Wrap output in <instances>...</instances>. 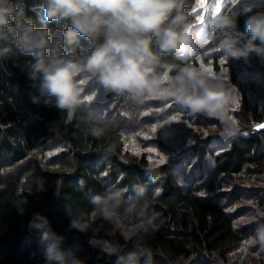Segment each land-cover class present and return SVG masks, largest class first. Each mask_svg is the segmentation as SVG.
Segmentation results:
<instances>
[{"label": "trees", "instance_id": "trees-1", "mask_svg": "<svg viewBox=\"0 0 264 264\" xmlns=\"http://www.w3.org/2000/svg\"><path fill=\"white\" fill-rule=\"evenodd\" d=\"M197 1L187 0L185 11L190 21ZM246 3H255L256 7L247 16L237 17L236 30L240 33L246 31L248 16L264 12V0ZM24 4V15L37 27H46L54 34L58 31L54 22L44 20L40 0H24ZM75 40L65 47L79 52L81 46H87L82 37ZM12 47L13 53L0 59V264H44L39 244L43 230L29 227L35 213L47 217L49 227L63 237L62 247L78 245L77 255L86 264H117L118 256H127L142 247L151 249L154 264H212L217 256L227 263L233 249L253 236L258 223H264V217L238 223L246 208L236 207L242 201H251L259 206L256 210L264 212V127H256L264 126V93L259 94L252 107L244 97L243 114L252 111L253 115L251 125L240 130H249V137L228 142L220 135L202 137L174 165L151 167L144 155L130 159L123 154L122 122L111 119V127L104 136L95 138L86 133L81 119L87 111L76 112L69 121L66 112L46 105V96L40 91L41 80L29 77L32 57ZM208 48L197 55L179 58L165 54L163 60L168 65H213L218 69L222 52L204 53ZM230 64L235 67L229 69V75L239 86L243 80L239 74L250 71V78L259 74L255 61L241 65L242 68ZM164 71L175 75L174 71ZM211 123L215 122L197 120L195 124L204 127ZM110 145H115L112 152L108 151ZM51 149L60 151L56 159H46L45 153ZM205 158L212 159V164ZM175 165L183 176L192 165L185 185L177 184L176 177L180 175L174 173ZM148 168L158 172L155 182L146 175ZM114 189L124 191L121 211L129 203L148 197L151 209L158 214L154 221L156 230H139L133 239L127 240L120 230L94 212L91 196ZM81 215L89 223L85 233L70 228L71 218ZM121 219L139 228L134 216ZM105 224L114 229L113 236H106ZM102 239H109V246L114 240L118 253L109 255L105 251L107 245H99ZM251 253L264 258V252L256 246Z\"/></svg>", "mask_w": 264, "mask_h": 264}, {"label": "clouds", "instance_id": "clouds-1", "mask_svg": "<svg viewBox=\"0 0 264 264\" xmlns=\"http://www.w3.org/2000/svg\"><path fill=\"white\" fill-rule=\"evenodd\" d=\"M187 0H40L39 8L48 23H55L54 34L46 27H37L24 15V0H0V59H7L13 47L31 56L29 77L41 80L45 104L66 112L71 121L78 111H87L81 117L88 135L101 138L111 127V118L105 112L86 109L81 81L94 80L106 93L125 96L135 104L147 98L171 99L182 109L194 115L220 122L221 139L225 142L241 134L239 121L232 114L241 101L238 90L229 81L213 77L202 68L190 64L168 65L165 54L179 58L182 50L197 47L198 33L185 11ZM255 3L246 4L236 12L214 14L206 25L207 39L220 36L217 50L226 59L245 61L255 54L264 58V12L248 16L246 31L240 33L237 17L253 11ZM222 34V35H221ZM86 40L79 52L65 45ZM174 71L168 75L166 71ZM115 145H110L112 152ZM148 178L155 182L158 172L146 169ZM139 195H143L140 193ZM124 191L108 190L91 196L94 212L121 231L124 239H133L139 230H156L158 214L151 209L149 198L129 203L121 211ZM152 198H155V193ZM132 215L137 227H124L122 216ZM261 213L251 218L258 220ZM30 228L42 229L39 244L44 264H86L77 255L78 245L62 247L63 237L49 227L47 217L35 213ZM87 220L73 216L70 228L85 233ZM248 246L264 252V223H258ZM109 255L118 253V245L111 244ZM143 257V262H141ZM117 264H154L150 248L142 247L118 256Z\"/></svg>", "mask_w": 264, "mask_h": 264}, {"label": "rangeland", "instance_id": "rangeland-1", "mask_svg": "<svg viewBox=\"0 0 264 264\" xmlns=\"http://www.w3.org/2000/svg\"><path fill=\"white\" fill-rule=\"evenodd\" d=\"M246 1L247 0H204V8H201L197 1V5L194 8L196 11L192 10L191 12V21L193 22L194 32L198 33V44L197 47L192 50L186 49L187 51L181 53V56L197 55L198 52L206 46L209 48L205 49L203 51L204 53L207 54L216 51L217 42L219 40L217 37L218 35L214 39L210 41L208 40L207 44H203L201 43L203 34L199 33V29L204 28L205 33L207 34V21L213 16L215 5L217 3L221 4V10L218 14L222 15L232 8L235 9V7L237 8L238 6H245L248 4ZM200 15L204 18V24H200L197 19ZM213 42H215L214 45H212ZM212 48L215 49L211 50ZM198 60L201 61V57H199ZM254 61L259 74L250 78V71L243 72L242 74H239V77L243 79L241 86H239L238 83H233L232 77L229 75V69H232L235 66L230 67V63H236L241 67V65H248L247 63ZM218 62V69L213 65L202 67V69H209L213 77L229 81L231 85L237 88L241 101L233 109L232 114L239 121L240 128H244L246 125H251L252 111L248 112L249 115L243 114V112H245L243 106L244 97L247 96L248 103H250L252 107V104H254L253 102L257 99L259 94L264 93V58L257 56L255 58V56L252 55L247 61L243 59H226L221 53ZM84 80L85 83L82 84L85 91L83 94L84 97L86 95L94 96L93 100L85 101L86 106L89 107V109L105 112L112 120L116 119L122 122L123 130L121 131L120 144L123 154L130 159H138L144 155L147 157L151 167L161 166L163 164L174 165L179 157L182 158V156L188 152L187 149L189 146L192 144H199V138H204L209 135H219L221 131V128H219L220 122L218 120L206 118L198 114H191L187 110L182 109L171 99L165 101L155 97H149L142 104H135L129 101L125 96H115L111 93H106L94 80ZM118 97H122L120 101H118ZM197 120L215 123H211L213 125H205L204 127H201V124H195ZM214 145L216 146V144ZM59 150H61L60 146ZM59 150L51 149L47 151L45 153L46 159H56L57 156L60 155ZM205 159L208 163L212 164V159ZM161 160H163V163H161ZM183 164L184 163L181 165L185 168V165ZM192 165H189L186 168V172L183 173L184 176L182 175V171L175 165L174 173L180 175L179 177H176L178 185H185V180L192 171ZM240 206H245L246 208L245 211H243L244 216L238 221L240 224L256 221L251 218L257 212L261 213L260 218L264 217V212L256 210V208H260L255 202L242 201L241 204L236 207ZM122 223L124 227H134V225H130V221L127 222L123 219ZM105 225L107 227L106 236H113V225L112 227L107 224ZM108 240L109 239H102L99 241V245L102 247H106L107 245V247H109ZM110 243L115 244L112 239ZM253 247L254 246L249 247L248 243H243L233 249L227 258V263H224L223 259L217 256L212 264H264L263 257L251 253Z\"/></svg>", "mask_w": 264, "mask_h": 264}, {"label": "snow or ice", "instance_id": "snow-or-ice-1", "mask_svg": "<svg viewBox=\"0 0 264 264\" xmlns=\"http://www.w3.org/2000/svg\"><path fill=\"white\" fill-rule=\"evenodd\" d=\"M198 2H199L200 7H201V8H204V0H198ZM220 10H221V4L217 3V4L215 5V10H214V12H213V15H214V14H218V13L220 12ZM193 11H196V9H193ZM197 19L199 20V23H200V24H204V18H203L202 15L198 16ZM199 33H200V34H203L202 39H201V43H203V44H207V43H208V39H207V34L205 33V29H204V28H200V29H199ZM185 51H187V50H186V49H185V50H182V53H184ZM217 51H218V50H217ZM204 71H206V72H208L209 74H211L210 70L207 69V68H205ZM167 78H168V75H167V73H165V80H167ZM81 83H82V84L85 83V80H82ZM93 99H94V96H93V95H86V96L84 97V102H85V101H91V100H93ZM256 127H264V126H262V125H257ZM153 130H155V129H153ZM161 163H163V160H161ZM247 243H248V241H246V244H247Z\"/></svg>", "mask_w": 264, "mask_h": 264}, {"label": "built area", "instance_id": "built-area-1", "mask_svg": "<svg viewBox=\"0 0 264 264\" xmlns=\"http://www.w3.org/2000/svg\"><path fill=\"white\" fill-rule=\"evenodd\" d=\"M249 136H250V131L249 130H245V131H241V134L238 135L237 137L247 138Z\"/></svg>", "mask_w": 264, "mask_h": 264}]
</instances>
